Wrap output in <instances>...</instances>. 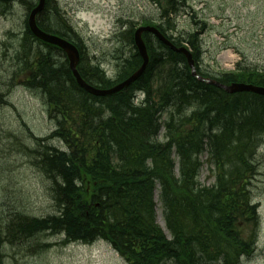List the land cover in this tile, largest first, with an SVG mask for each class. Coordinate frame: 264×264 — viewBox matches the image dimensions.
Listing matches in <instances>:
<instances>
[{
  "label": "trees",
  "instance_id": "trees-1",
  "mask_svg": "<svg viewBox=\"0 0 264 264\" xmlns=\"http://www.w3.org/2000/svg\"><path fill=\"white\" fill-rule=\"evenodd\" d=\"M26 1L31 8L33 0ZM153 1L159 5L161 17L157 22L149 20L146 24L159 28L177 47L187 46L200 74L226 85L242 82L264 87V70L251 64L244 62L236 71L214 73L209 64L201 62L203 28L181 32L175 20L183 13L188 0ZM163 1L167 2L166 6ZM58 6L54 0H47L43 18L60 15ZM29 33L34 37L31 31ZM74 34L75 37L68 34L64 37L83 51L79 62L82 75L97 87L107 88L126 80L143 63L134 35H130L136 57L131 62L122 59L117 78L107 76L102 62L87 54L84 38L77 30ZM31 36H27L28 41ZM152 37L149 32L144 35L151 57L145 73L111 97L89 95L76 85L74 78L66 73L67 69L59 73L47 70L44 65L37 70V64L27 62L30 74L26 85L41 91L55 126L47 139L60 140L68 146L67 152L76 157L70 158L53 148H46L49 155L38 153L39 164L35 168L52 187L59 214L27 217L23 211L15 209L11 220L0 223V243L7 239L9 246H14L34 238L40 244L39 249H47L51 244L39 242L42 241L40 235H61L65 231L68 239L59 244L92 245L103 239L127 264H228L253 251L251 244L257 237L255 221L259 205L253 199L250 176L257 171V149L264 145V96L245 92L227 95L213 84L194 81L185 55L171 50L157 37L158 47H155ZM27 48L34 50L30 45ZM23 50L26 48L21 46L18 52ZM155 80L160 84L154 88ZM134 92L144 94L146 100L141 107L146 112L132 102ZM1 93L0 103L6 101ZM237 95L257 100L249 102L242 98L234 103ZM178 97L182 98L181 103L175 102ZM199 112L197 117L211 124L203 132L190 130L185 123ZM162 115L169 117L170 129L175 131L181 127L184 133L177 135L181 143L176 142L175 137L162 141L158 130L151 128L153 118L161 119ZM125 123L139 126L136 132H131ZM200 138L209 144L208 160L219 172L213 171L216 179L212 185H201L196 179L194 183L190 176L191 173L197 176L200 164L193 156L204 150L201 147L194 151L190 145L193 142L201 145ZM170 141L176 143L178 149L185 146L187 150L173 152ZM176 154L180 161L187 159L180 163L181 174L188 175L193 185L187 192L173 184L176 182L170 171L174 170ZM159 166L167 172L157 170ZM88 182L90 189L86 187ZM157 189L163 211L168 207L174 210L172 217L168 212L164 214L175 236L172 242L157 226ZM192 207L201 208V213L212 216V224L201 213L199 216L193 213ZM233 211L237 216L242 214V218L237 219ZM113 213L118 214L114 223L110 220ZM219 215L226 216L227 222L218 220ZM250 225L251 234L247 230ZM146 230L150 237L147 243L135 239L138 235L142 240L137 233ZM154 245L162 250L152 248Z\"/></svg>",
  "mask_w": 264,
  "mask_h": 264
},
{
  "label": "rangeland",
  "instance_id": "rangeland-1",
  "mask_svg": "<svg viewBox=\"0 0 264 264\" xmlns=\"http://www.w3.org/2000/svg\"><path fill=\"white\" fill-rule=\"evenodd\" d=\"M58 5L60 16H66L86 41L88 55L98 58L110 77L117 75L122 59L135 52L130 41L125 39L124 32L130 27V22H134L137 27L145 19L155 22L159 20L158 6L151 0H58ZM14 8L17 13H27V7L16 4ZM176 22L181 32L200 31L203 28L202 62L204 65H211L214 73L215 70L226 67L225 58L221 57L224 48L233 54H244L245 64L256 66L259 70L264 69V0H189L183 15L177 16ZM11 23L12 31L15 27L14 20L6 22V19L0 17V49L10 31ZM18 27L21 28L20 23ZM19 28L14 30L18 31ZM235 67L237 65L233 66ZM6 76L9 77V74ZM26 81L13 94L1 89V95L7 102L5 105L0 103V135L4 131L1 124L10 126L11 134L16 137L22 136L26 127L40 136L49 135L54 130L55 126L46 110L41 91L30 89ZM156 84H160L159 80H155L154 88L158 87ZM10 142L0 139V206L5 208L4 212L2 207V219L11 220L15 209L44 217L51 212L49 201L41 197L46 183L43 178L38 180L41 177L40 171L28 163L25 153L8 149ZM52 144L62 147L64 143L54 140ZM263 148L264 145L260 150ZM203 160L205 167L200 175V184L212 185L214 170L212 166L207 167V154L203 156ZM255 163L257 171L250 178L253 199L259 204L261 224L256 227V255L253 259L244 258L242 264H264V149L257 154ZM157 210L158 221L164 222L158 197ZM247 230L251 234L253 227L250 225ZM46 239L39 242L51 244L47 249H39L40 244L34 241L31 244L9 246L8 251L13 253L19 264H126L105 241L92 245L66 246L59 244L56 235L47 236ZM13 260H7L6 263L17 264Z\"/></svg>",
  "mask_w": 264,
  "mask_h": 264
},
{
  "label": "bare ground",
  "instance_id": "bare-ground-1",
  "mask_svg": "<svg viewBox=\"0 0 264 264\" xmlns=\"http://www.w3.org/2000/svg\"><path fill=\"white\" fill-rule=\"evenodd\" d=\"M151 1H153V0H151ZM26 2H27L26 0H10V2L5 3V0H0V17H2L3 19H6V22H12V20H14V22H15L14 23L15 27L12 29V31H11V28L13 27V24L11 23V27L9 29L10 31L6 37V40H4L2 42V47L0 49V92H2L1 89H5V91L8 90L9 92H11L13 94L18 89V87H20L23 84V82L26 81V78L30 74V71H28L29 69L26 68L27 62H32L31 64H35V65L37 64V66L35 68L37 70L42 69L44 65H46L47 70H51V71L55 70L56 72H59V73L67 69L66 73L68 72L69 76L74 78L75 83H76V85H78L79 88L86 91L89 95L91 94L97 98H105V97L114 96V95L118 94L119 92H121L123 89L130 86V85H127L125 87L122 86L123 82L125 81L124 80V81H117L115 84L108 85L107 88H100V87L95 86L93 83L88 82L84 78V76L82 75V69L79 66L80 64H77V66L75 67V72H74L71 68V63H69L70 62L69 60L74 59V56L68 55L63 48L58 49V47L55 44L40 39L39 37H37L32 32L31 29H32V25L35 24V26L37 28L41 29L42 31L49 32L52 35H55L57 37H61L64 39V34H68L69 37H75L74 33L76 32L77 28L75 26H73L66 18L61 17L60 15L49 16V17L43 18L46 15V14H43L44 9L39 10L38 6H34V8L38 11V13L36 15L32 14V18L35 19V22L32 21L31 16L15 12L14 7L16 4L18 6L26 7V5H27ZM55 2H57V4H58V0H55ZM153 3H154V1H153ZM162 4L166 6L167 2L163 1ZM33 5L34 4L32 3L31 9L26 8V10H33ZM8 6H10L11 8H9ZM157 6L159 9V5H157ZM160 17H161V12L159 9V19H160ZM41 19H42V22H40ZM149 20H151V19L143 20L142 23L140 24V25H142L141 27L153 26V25L149 26L148 24H146V23H148ZM151 21H154V20H151ZM19 23H20L21 28L18 27ZM140 25H138V26H140ZM137 27H135L134 22H130V27L127 30H125L126 31L125 32V39L126 40L130 41V35H134V33L137 31L136 30ZM153 27H156V26H153ZM18 28H19L18 31L14 30V29H18ZM21 29H23L24 31ZM30 31H31L32 35H34V37L31 36V34L29 33ZM17 32H24V33H17ZM148 32L153 34L154 38L152 37L151 41L155 45V47H158V45H157L158 41H156V37H157V40L159 39L161 41V39L152 31H148ZM27 36H31L29 41L27 40ZM163 44H165V43H163ZM27 45L32 46L34 50H32V49L28 50ZM21 46L26 48V50L18 52V50L21 49ZM35 49L38 50V52L35 51ZM77 50L79 53V60H81L82 55H83V51H81L78 47H77ZM86 52H87V54H89L88 50H86ZM19 54H21V55H19ZM135 57H136V54H133V53L125 56L126 60L129 62L133 61ZM163 60H165V58L162 59L161 61H163ZM227 66L229 68H231V65H227ZM102 68L104 69V66ZM237 68H238V66L235 67L234 70L223 69L222 72L236 71ZM140 69H141V67L138 68V70H140ZM107 72L108 71H106L104 74L105 75L107 74V76H109ZM7 73L9 74V77L6 76ZM191 75H192L193 79H195L194 81H197V82L199 81V82L206 83L205 81L208 80V79H206L207 78L206 76H203L199 72H194L191 70ZM114 77L117 78L118 75H114ZM84 84H87L96 90H98V89L99 90H107V92H114L115 88H120L121 86L122 87L119 90L115 91L113 94H95V93L90 92L88 90V88L85 87ZM232 84H239V85H238V87H236L234 89L232 88V90H230L229 88ZM221 85H224L222 90L225 91L226 93H228L227 95H235L238 93H244L245 92V93H254L256 95L264 96V94H260V93L252 92V91H238L241 88L240 85H243L242 82H234V83H231L228 85L221 83ZM191 86L196 88L194 83H191ZM260 96H259V98H260ZM242 98L245 100H248L249 102H256V100H257L255 98L240 97L239 95H237L236 98L234 99V103H236L238 100H241ZM131 99H132V102L134 103L135 106L140 107V109H142L143 112H146L145 108L141 107V106H144L145 100H146L145 96H143L142 93H140V92L132 93ZM181 100H182V98L178 97L175 102L181 103ZM111 101L113 102L114 99H111ZM6 102L7 101H4L3 105H5ZM200 113L201 112L195 114L194 117L190 118L187 122H185L188 129H190V130L194 129V131L203 132V131H206L210 128V126H211L210 121L206 120V121L202 122L200 120V118L197 117V116H199L198 114H200ZM50 119H51V117H50ZM168 120H169V117L167 115L166 116L162 115L161 119L154 117L153 118L154 124L152 123L151 128L152 129L156 128L158 130L157 133H159L162 136V138H161L162 141H167L170 137H175L173 139L176 142L181 143V140L177 135L182 134L184 132L182 131L181 127H177L175 131L170 129V127L168 125V123H169ZM1 125L4 128V131H1V135L3 137H1V135H0V139L10 140L11 142L13 141L12 143L10 142V145H9L10 148L8 147V149H13V150H15L14 152H16V153L27 152V154L25 153L24 157L29 161L28 163H30L34 167H36V165L39 164L38 158L40 155L38 156V153L49 155V153H48L49 150L46 148L56 149V150H58L59 153H64L67 156L69 155L70 158L76 157L75 154L72 153L73 154L72 155V154H70V152H67L68 146L66 144H62L61 145L62 147H60L59 145L52 144L54 139L53 138L47 139L50 137L51 133L49 135H46V136H40L38 134L36 135L35 132L32 131V129H30V128L28 129L25 126L26 127L25 132L22 134V136H20L21 137L20 138L19 136L16 137V135L11 134L12 132L10 131V129H11L10 126H8L6 124H1ZM125 125L127 126L128 130L131 132H136V130L138 129V126H139L137 124L132 125V124H127V123H125ZM168 128H169L168 131H170V133L167 131ZM212 134L216 135L217 133L213 132ZM205 140L200 138L199 143L202 146L197 145L194 142L191 143V145H190V148L194 149V151L200 149L201 147H204L203 148L204 150L202 152H199L198 155L193 156V158L195 160L197 158V159H199V162H200L197 176L195 173L190 174L192 181L195 183V179H196L197 182H199V184H200L201 172L203 170V167H205V162L203 160L202 155L206 154L207 148H209V144ZM169 143L172 146L173 152L177 151V149H178L177 144L173 143L171 141ZM41 147H43V148H41ZM261 147H262L261 145L258 147L257 154H260L261 151L264 149L263 148L262 150H260ZM178 150H187V147L182 146ZM3 152H5V154L7 153V151H3ZM8 153L9 154L11 153L10 150L8 151ZM35 155H37V156H35ZM41 158H42V156H41ZM173 159L175 161L174 170L170 171V173L172 174L174 182H176L173 184H175V186L180 191L187 192L189 190V188L193 185L191 183V180H189V178H188L189 176L183 175L180 172V163L181 162L185 163L187 161V159H185L186 161H183V160L180 161V159H178L177 154L174 156ZM149 162L150 163L152 162L151 159H149ZM207 165H208L207 167H209V168L212 166L213 170L216 171L217 173H219L217 171L215 164L212 161L210 162L209 160H207ZM156 169L157 170L162 169L163 172H167L161 166H159ZM39 175L41 177H38V180H41L43 178L45 181V177L41 173H39ZM213 178H214V182H215V179H216L215 178V172H213ZM59 181L62 183H65L61 179H59ZM86 187L88 189H90L91 183L88 182L86 184ZM157 192H158V189L156 190V193ZM252 194L254 195L253 190H252ZM41 197L44 198L47 202L49 201V204L51 207V212H52V213L51 212H49V213H51L52 215H58L59 212H57L56 208H59V207H57L56 203H54V200L56 199L55 193H54L52 187L50 185H47V183H46L45 189L43 191V196L41 195ZM251 205H254V202H251ZM2 207L0 206V221H2L4 224H6V221L2 219V216L5 212V208L3 207V210H4V212H3ZM190 209L197 216L200 215V213H201L200 210H202L201 208H197V207H192ZM173 211L174 210H172L171 207L166 208L164 211L162 209L164 222L160 223V221H158V210L156 207L157 226L162 230L163 234L169 239L170 242L175 240V236L173 235V232L169 228V223L165 221L164 214H165V212H168V214H170L172 217ZM25 214L27 215V217L36 216L34 214H31V215L28 213H25ZM201 214L206 218L207 221H209L212 224V222L214 220V218L212 216H210L208 214L204 215L205 213L204 214L201 213ZM233 214L237 217V219L242 218V214L237 216V213L235 211H233ZM117 216H118V214H116V213L112 214V216L110 218L112 223L115 222L114 220L117 219ZM219 219L222 222H225V223L227 222V217L224 215H219L218 220ZM249 220L250 219L247 220V223H249ZM255 222H256L257 226H259V224H261L260 214H258L257 220ZM224 227L226 228V226H224ZM137 234H140L142 240L140 239V237L138 235L135 236L136 240H140L139 242H145V241H146V243L148 242V239L150 238V237H148V230H146L145 232H142V233L139 232ZM48 235H49L48 233H43L40 235V237L43 241H45V240H47L46 237ZM56 236L59 239L58 242L63 241L65 239H68V236H67L65 231L61 232V235H56ZM257 238H258V236L256 237L255 243L251 244V245H254V248H253V251L250 252V255L245 253V255H243L240 258V260H237L235 262L231 261V262H228V264H242L243 263L242 261L244 258H252L253 259L256 255L257 247H258L257 246V243H258ZM33 241H35V239L30 238V240H28L27 243L31 244ZM99 241H104V240L100 239L96 242H99ZM69 244L89 245V244L80 243V242H73V243H67V244H62V245L68 246ZM9 245H10V243H9V240H7V239H5L4 241H2L0 243V264H7L6 263L7 260L11 261L13 259H14L12 261L13 263L19 264V261L16 259V257L13 256V253L8 251ZM110 246H111V244H110ZM152 248L162 250L159 247V245H154V246H152ZM113 250L116 253H118L115 249H113ZM121 258L124 260L123 257H121Z\"/></svg>",
  "mask_w": 264,
  "mask_h": 264
},
{
  "label": "water",
  "instance_id": "water-1",
  "mask_svg": "<svg viewBox=\"0 0 264 264\" xmlns=\"http://www.w3.org/2000/svg\"><path fill=\"white\" fill-rule=\"evenodd\" d=\"M44 5H45V0H40V4L38 5L39 10L43 9ZM37 13H38V11L36 9H34L32 11V13H31V15H30L31 18H32V14L36 15ZM32 21L35 22V19L32 18ZM31 30L40 39H42L44 41H47V42H50V43H53V44L63 48L68 55L74 56V59H70V63H71L72 70L75 72V67L79 63V53H78L77 47L74 44L70 43L69 41H67V40H65V39H63L61 37H57L55 35H52L50 33L42 31L41 29L37 28L35 26V24L32 25V29ZM145 31H152L153 33H155L161 39V41H163L164 43L170 45L173 49H175V50H177L179 52H183L184 54H186L192 70L194 72H197L196 68H195V63H194L193 57L185 48L176 49L154 27H141L135 33V42H136V45H137V47L139 49V52H140L141 56L144 59V64H143V66L141 67L140 70H138L130 78H128L126 81H124L122 86L125 87L127 85H130L132 82L136 81L143 74V72H144V70H145V68H146V66H147V64L149 62V56H148L147 48H146V45H145V43L143 41V38H142V34ZM206 81H208V80H206ZM211 83H214V84L218 85L221 88L224 87V85H221L219 83H215V82H211ZM84 85H85V87L88 88V90L90 92L95 93V94H113L115 91L119 90L122 87L121 86L120 88H115L114 92H107V90H99V89L96 90V89H94L93 87H90L87 84H84ZM238 85L239 84H232L229 89L232 90V88L234 89V88L238 87ZM240 87L241 88L238 91H252V92H257V93H260V94H264V88L256 87V86H253V85H245V84L240 85Z\"/></svg>",
  "mask_w": 264,
  "mask_h": 264
}]
</instances>
